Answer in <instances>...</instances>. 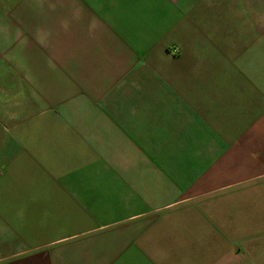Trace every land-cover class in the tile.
<instances>
[{"label":"crops","instance_id":"obj_1","mask_svg":"<svg viewBox=\"0 0 264 264\" xmlns=\"http://www.w3.org/2000/svg\"><path fill=\"white\" fill-rule=\"evenodd\" d=\"M8 2L0 264H264V0Z\"/></svg>","mask_w":264,"mask_h":264},{"label":"rangeland","instance_id":"obj_2","mask_svg":"<svg viewBox=\"0 0 264 264\" xmlns=\"http://www.w3.org/2000/svg\"><path fill=\"white\" fill-rule=\"evenodd\" d=\"M6 1H11V0H6ZM11 2H8V4L0 3V12L5 16L9 15V9L7 7H10Z\"/></svg>","mask_w":264,"mask_h":264}]
</instances>
